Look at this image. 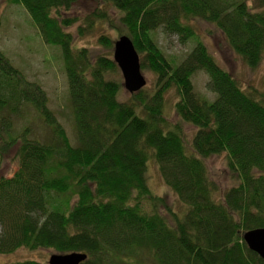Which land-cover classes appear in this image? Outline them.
Segmentation results:
<instances>
[{"label":"trees","instance_id":"obj_1","mask_svg":"<svg viewBox=\"0 0 264 264\" xmlns=\"http://www.w3.org/2000/svg\"><path fill=\"white\" fill-rule=\"evenodd\" d=\"M79 1L9 0L27 10L46 44L61 48L87 138L71 144L42 87L0 50V157L15 148L19 163L12 177L0 176V255L27 248L83 253L88 259L82 264H140V254L152 264H264L243 238L264 228L263 96L255 88L243 89L198 38L193 22L199 12L193 4L103 0L106 9L86 16L79 37H87L97 22L108 25L133 41L142 70L156 76L153 92L146 87L120 100L113 58H94L69 32L79 19L64 13ZM200 1L250 68L264 62V0H252V6L250 0ZM158 30L196 45L176 64L155 39ZM99 41L112 48L109 36ZM201 71L208 75L213 100L195 91L193 78ZM172 89L179 96L180 121L196 128L190 146L183 126L170 124L165 114ZM30 106L51 126L56 143L30 138L27 128L13 133ZM74 112L79 118L77 106ZM222 154L238 180L223 193L206 163ZM150 160L185 207L181 215L149 187Z\"/></svg>","mask_w":264,"mask_h":264},{"label":"rangeland","instance_id":"obj_2","mask_svg":"<svg viewBox=\"0 0 264 264\" xmlns=\"http://www.w3.org/2000/svg\"><path fill=\"white\" fill-rule=\"evenodd\" d=\"M198 9L199 16L193 22L198 38L207 46L210 53L216 58L219 64L232 76L236 77L245 90L257 89L259 95L264 99V62L257 68H250L228 44L226 37L217 25L216 15L210 13L200 0H185ZM252 6V0L248 3ZM103 0H80L70 12H65L67 17H76L79 21L69 29L75 36V44L79 48L87 47L91 50L94 58L99 55H114V44L121 36L117 30L106 24L96 23L95 28L87 32L84 38L79 37L78 27L84 25V20L94 9H106ZM216 20V21H215ZM101 35H107L113 42L112 48L108 49L99 41ZM155 39L168 60H175L180 64L196 45L195 40L183 44L177 36H167L161 30L155 32ZM0 50L12 61L23 75L31 82H36L42 87L48 96V107L55 114L56 119L66 130V133L73 146H78L81 140L87 138L84 125V111L80 107L79 99H76L75 89L72 90L74 80L66 72L62 52L59 46L46 44L29 13L22 6L14 5L9 0H0ZM147 80V90H155L156 76L149 70H142ZM122 85L120 100H129L131 94L124 88L122 73L114 76ZM208 75L205 72H198L193 78L195 91L198 95L209 100L214 95L207 88ZM178 94L175 89L167 92L165 97V114L170 124H181L184 129V138L190 146L196 128L182 123L178 117L175 104L178 101ZM78 107V115L74 108ZM81 118V121L79 120ZM28 129L30 138L40 140L42 143H56L57 137L51 126L39 116L34 108L27 107L20 118L15 121L13 133L20 135L24 129ZM16 149L9 150L0 157V176L12 177L19 169ZM1 156V155H0ZM209 176L217 184L220 192L228 190L237 184V177L229 170L228 157L226 154L213 156L207 161ZM148 185L155 195L163 197L172 210L182 214L184 206L174 192L165 184L159 167L155 161L148 162ZM164 215L168 213L162 210ZM170 219V216H168ZM59 254L53 249L29 250L20 248L10 254L0 255V264L15 262L37 261L48 263L52 255ZM140 264H152L146 254L139 255Z\"/></svg>","mask_w":264,"mask_h":264},{"label":"water","instance_id":"obj_3","mask_svg":"<svg viewBox=\"0 0 264 264\" xmlns=\"http://www.w3.org/2000/svg\"><path fill=\"white\" fill-rule=\"evenodd\" d=\"M113 60L122 73L124 88L131 95L146 88L141 57L128 36H120L115 42ZM243 238L248 248L264 260V228L251 230ZM87 259L88 256L83 253L55 254L50 257L48 264H82Z\"/></svg>","mask_w":264,"mask_h":264}]
</instances>
